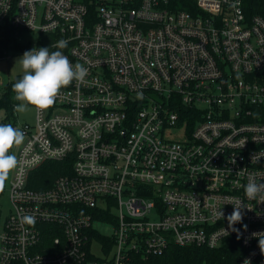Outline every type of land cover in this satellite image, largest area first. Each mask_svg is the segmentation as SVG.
Returning <instances> with one entry per match:
<instances>
[{"label": "built area", "instance_id": "2783aa9c", "mask_svg": "<svg viewBox=\"0 0 264 264\" xmlns=\"http://www.w3.org/2000/svg\"><path fill=\"white\" fill-rule=\"evenodd\" d=\"M250 1L0 0V28L49 35L88 69L33 124L10 123L25 140L0 264H131L227 238L239 264H264V202L244 191L264 183V15ZM47 162L64 173L33 189Z\"/></svg>", "mask_w": 264, "mask_h": 264}, {"label": "clouds", "instance_id": "9594fccd", "mask_svg": "<svg viewBox=\"0 0 264 264\" xmlns=\"http://www.w3.org/2000/svg\"><path fill=\"white\" fill-rule=\"evenodd\" d=\"M67 46V41H59L54 45L57 49ZM22 68V76L13 84L17 111H25L28 106L37 110H46L54 105L61 89L72 84L73 81L82 82L88 75V69L80 63L73 64L61 50L50 51L48 47L33 48L25 51L18 60ZM25 140V133L12 124L0 123V188H2L9 173L17 167L18 160L12 152L15 146ZM248 199L264 202V183L250 180L244 188ZM233 212L227 217L230 225L241 222L242 204H232ZM218 215L223 219L221 209ZM32 221L33 218L25 217ZM261 253L264 254V238L259 239ZM245 264H249L245 261Z\"/></svg>", "mask_w": 264, "mask_h": 264}, {"label": "trees", "instance_id": "16d2710c", "mask_svg": "<svg viewBox=\"0 0 264 264\" xmlns=\"http://www.w3.org/2000/svg\"><path fill=\"white\" fill-rule=\"evenodd\" d=\"M253 10L250 13H260L264 15V0H252L248 3ZM52 43V37L49 35H38L36 46L38 48L48 47ZM13 49L20 52L27 51V45L17 42V34L11 27L4 26L0 28V52H7ZM13 84L5 86L0 95V110L5 112L4 119L0 123L10 124L15 120V93ZM63 162H47L36 172V181L32 188L40 190L48 187L52 181L64 173ZM93 236L103 241L104 237L98 233ZM106 250L110 249L109 245L104 246ZM243 254L238 241L234 238H227L222 241L219 247L214 249L204 247H178L170 246L160 256H148L141 259L138 256H132L131 264H239Z\"/></svg>", "mask_w": 264, "mask_h": 264}, {"label": "rangeland", "instance_id": "374dc122", "mask_svg": "<svg viewBox=\"0 0 264 264\" xmlns=\"http://www.w3.org/2000/svg\"><path fill=\"white\" fill-rule=\"evenodd\" d=\"M38 36L35 33L22 32L17 36V42L20 44L27 45V51L32 50L35 47ZM24 52L18 50L9 49L7 50V57L0 60V95L2 94L6 85L10 83H15L17 79L21 78L23 72L19 59L22 57ZM20 101H17V105L20 104ZM18 121L28 124H33L35 119V108L28 106L25 111H15L14 112ZM5 112L0 110V121L4 119ZM16 147L14 149L16 150ZM9 181V176L6 180V183L3 186V189L0 192V204L7 209L8 203V191L7 185ZM101 233L108 229H105L104 226H96Z\"/></svg>", "mask_w": 264, "mask_h": 264}]
</instances>
